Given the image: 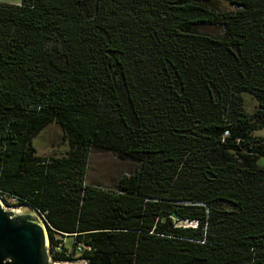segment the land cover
<instances>
[{"label":"trees","instance_id":"obj_1","mask_svg":"<svg viewBox=\"0 0 264 264\" xmlns=\"http://www.w3.org/2000/svg\"><path fill=\"white\" fill-rule=\"evenodd\" d=\"M227 2H0V190L51 243L76 233L90 264H264V0ZM52 122L65 156L33 145ZM93 150L134 167L88 183Z\"/></svg>","mask_w":264,"mask_h":264},{"label":"water","instance_id":"obj_2","mask_svg":"<svg viewBox=\"0 0 264 264\" xmlns=\"http://www.w3.org/2000/svg\"><path fill=\"white\" fill-rule=\"evenodd\" d=\"M47 221L30 202L7 207L0 199V264H90L85 257L52 260Z\"/></svg>","mask_w":264,"mask_h":264},{"label":"rangeland","instance_id":"obj_3","mask_svg":"<svg viewBox=\"0 0 264 264\" xmlns=\"http://www.w3.org/2000/svg\"><path fill=\"white\" fill-rule=\"evenodd\" d=\"M20 0H0V2H19ZM221 2L228 6L227 0ZM202 30L215 32L218 30L215 26H201ZM244 104L248 111L255 112L258 101L250 93L243 94ZM255 135L264 137V127L256 130ZM33 145L36 147L37 154L41 156H65L69 150V143L63 137L60 125L52 122L45 127L33 139ZM259 163L264 165V157L259 159ZM134 165L132 162L120 158L112 151L93 150L89 157V167L87 174V182H98L104 186H112L117 179L124 173L128 172ZM11 207V206H7ZM67 245L71 247L73 238L69 236L61 237Z\"/></svg>","mask_w":264,"mask_h":264},{"label":"built area","instance_id":"obj_4","mask_svg":"<svg viewBox=\"0 0 264 264\" xmlns=\"http://www.w3.org/2000/svg\"><path fill=\"white\" fill-rule=\"evenodd\" d=\"M0 199L4 202L6 206L18 205V199L14 195H9L7 193H2L0 190ZM7 201V203L5 202ZM186 225L191 224V222H184ZM69 236L73 238L71 247L67 245L64 239L61 237ZM91 247L83 242L76 240V233L68 234L62 232H56L55 242L49 245V255L52 260H65V259H77L83 257L86 250H90Z\"/></svg>","mask_w":264,"mask_h":264},{"label":"crops","instance_id":"obj_5","mask_svg":"<svg viewBox=\"0 0 264 264\" xmlns=\"http://www.w3.org/2000/svg\"><path fill=\"white\" fill-rule=\"evenodd\" d=\"M10 3H13V2H10ZM20 3V1L19 2H16V3H13V4H19Z\"/></svg>","mask_w":264,"mask_h":264}]
</instances>
